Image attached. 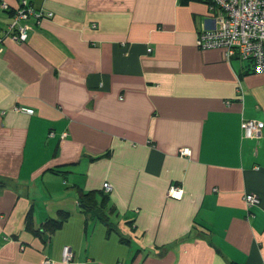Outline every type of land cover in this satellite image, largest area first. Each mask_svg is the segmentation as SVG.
I'll return each instance as SVG.
<instances>
[{
  "label": "crops",
  "instance_id": "crops-1",
  "mask_svg": "<svg viewBox=\"0 0 264 264\" xmlns=\"http://www.w3.org/2000/svg\"><path fill=\"white\" fill-rule=\"evenodd\" d=\"M21 5L0 0V264H63L64 245L68 264H264V128H240L264 121V73L196 45L208 4L25 0L15 41ZM104 182L109 231L78 204ZM58 210L49 239L27 227Z\"/></svg>",
  "mask_w": 264,
  "mask_h": 264
},
{
  "label": "built area",
  "instance_id": "built-area-1",
  "mask_svg": "<svg viewBox=\"0 0 264 264\" xmlns=\"http://www.w3.org/2000/svg\"><path fill=\"white\" fill-rule=\"evenodd\" d=\"M208 7L212 10L211 25L203 27L196 38V45L199 48H223L226 58L236 55L239 59L247 61L254 72L264 73V0H206ZM5 7V4H3ZM36 14L34 10L22 5L15 10L11 22L4 30L15 41H23L27 36L26 24H21L22 19L29 15ZM51 13H48L50 15ZM40 12L37 16H41ZM2 37L0 36V43ZM151 48L148 47L147 50ZM26 113L30 110L19 107ZM243 137L257 138L262 136L264 121L253 118H243L240 123ZM52 135V133H50ZM181 156H189L190 149L183 147L179 150ZM105 192L111 190L108 182L103 183ZM167 193L169 196L179 199L182 189L177 185H170ZM247 205L259 203V198L247 193L244 196ZM73 251L70 246L62 248L61 261L68 264L72 260ZM41 264H54L48 258H44Z\"/></svg>",
  "mask_w": 264,
  "mask_h": 264
},
{
  "label": "trees",
  "instance_id": "trees-1",
  "mask_svg": "<svg viewBox=\"0 0 264 264\" xmlns=\"http://www.w3.org/2000/svg\"><path fill=\"white\" fill-rule=\"evenodd\" d=\"M189 0H179L180 3L185 4ZM206 2V0H202ZM207 3V2H206ZM99 198H95V191L90 190L88 192H80L78 197V204L81 206V210L90 213L94 218L101 220L106 226L108 231L112 229V225L109 222V213L112 211V207L107 204V193L100 192ZM70 216V212L67 210H58L55 217L47 218L39 228H31L30 218L27 219L26 224L30 230L36 234L42 236L44 239H49L51 235L67 221Z\"/></svg>",
  "mask_w": 264,
  "mask_h": 264
}]
</instances>
